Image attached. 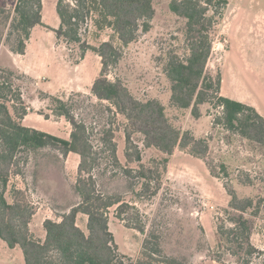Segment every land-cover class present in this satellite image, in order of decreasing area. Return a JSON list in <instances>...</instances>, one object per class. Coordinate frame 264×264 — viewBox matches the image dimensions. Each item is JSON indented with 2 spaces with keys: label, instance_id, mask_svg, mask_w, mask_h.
<instances>
[{
  "label": "trees",
  "instance_id": "trees-1",
  "mask_svg": "<svg viewBox=\"0 0 264 264\" xmlns=\"http://www.w3.org/2000/svg\"><path fill=\"white\" fill-rule=\"evenodd\" d=\"M228 4V0H171V11L186 19L189 48L185 58L177 53L169 55L166 73L172 82L171 100L180 108H191L194 118L199 119L201 105L217 99L222 107L217 122L264 146V116L252 105L222 96L221 71L214 76L206 69L214 49L212 32ZM42 9V0H17L13 11L0 7V28L3 26L0 31V239L10 248L19 246L25 264H185L165 253L159 232L147 233V217L134 204L121 195L99 188L101 178L123 174L144 180L141 195L155 184L156 189L151 192L154 196L159 192L163 169L167 168L177 147L204 160L211 174L217 176L218 167L208 161L210 145L206 138L175 127L167 116L165 105L158 99L142 101L120 78L114 81L108 78L110 68L116 67L123 56V47L134 42L141 31H149L155 15L153 0H57L60 26L54 31L58 40L69 45L78 44L82 50L80 57L93 51L101 57L102 63L89 95L96 97L98 104L89 103L91 98L79 91L67 98L39 93L40 98L49 100L54 115L66 118L71 124L69 139L23 124L28 113L24 88L31 80L14 64L10 53L25 54L32 28L42 24ZM94 13L99 17L96 25L111 27L121 47L111 40L93 46L84 39L86 25ZM11 36L12 47L6 43ZM105 101L110 105H105ZM85 102L95 109L92 113L94 124L89 125L74 113L76 105ZM117 114L127 120L125 156L128 162L139 164L138 170L125 167L119 159L115 134ZM136 133L143 136L146 147L158 149L165 157L144 164L140 146L134 140ZM42 150L59 153L64 162L71 152L80 157L72 187L79 201L61 215V220L44 221V240L35 239L31 234L30 224L36 206L29 191L10 186L12 177H26L30 158ZM218 166L227 173L224 163ZM228 193L231 200L226 217H220L217 223L219 245L223 250L220 254L227 253L239 260L225 264H253L254 259L263 258V253L251 242L253 223L247 212L253 200L240 198L233 189L228 188ZM114 207L116 217L126 227L145 235L137 259L118 250L110 230L109 210ZM80 213L88 217L87 232L78 224ZM259 264H264V258Z\"/></svg>",
  "mask_w": 264,
  "mask_h": 264
},
{
  "label": "rangeland",
  "instance_id": "rangeland-1",
  "mask_svg": "<svg viewBox=\"0 0 264 264\" xmlns=\"http://www.w3.org/2000/svg\"><path fill=\"white\" fill-rule=\"evenodd\" d=\"M228 1L231 7L230 16L243 17L246 24H252L255 37L263 35L264 0ZM170 2L171 0H153L155 15L149 31H141L134 42L123 47V56L116 67L110 68L108 78L113 81L120 78L132 94L142 101L158 99L165 105L167 116L175 127L181 131H190L198 138H206L210 145L208 161L218 167L217 176L211 174L204 160L177 147L169 158L167 168L163 169L160 189L154 196L151 192L156 189L155 184L151 185L153 187L150 191L145 190L141 195L144 180L123 174L114 178H101L99 188L110 194L121 195L124 200L134 204L147 217V233L159 232L165 253L181 259L185 264H225L239 261L237 257L227 253L220 254L223 250L217 235L218 219L226 217V209L231 200L228 188L233 189L240 198L253 200L254 204L247 212L253 223L251 242L263 253L261 257L264 258V146L219 124L217 119L222 115V107L218 105L217 99L201 105L200 120L194 118L191 108L184 109L173 104L172 82L166 73L169 55L177 53L185 58L189 54V48L186 19L171 11ZM1 3L0 0V7L13 11L17 0H4L5 4ZM226 9L212 32L214 49L206 69L214 76L220 70L222 54L232 44L228 38L231 23L224 21ZM96 19L99 17L94 13L86 25L84 39L93 46L111 40L121 47V41L115 31L108 26L99 28ZM0 31H3V26ZM6 43L12 47V36L10 42ZM63 43L67 52L60 47L58 57L67 54L72 63L77 61L82 53L80 46ZM58 61L62 67L60 57ZM87 61L91 67H98L99 60L93 51ZM60 72L63 73L62 70ZM43 74L47 79L39 80V87L47 90L52 82L56 86L54 91L59 90L55 76L52 73ZM63 75L65 78V73ZM74 92L76 91L71 92L68 97ZM83 93L91 98L89 103H100L96 97ZM104 103L110 105L108 101ZM49 104L48 100L44 107L39 108L45 116L53 114ZM94 111L88 102L78 104L74 109V113L89 125L94 124ZM115 117L119 159L125 167L138 170L139 164L128 162L125 156L127 120L120 114ZM63 119L54 116L52 125L56 128L53 131L68 137L72 126L67 124L66 118ZM198 120L199 123L196 122ZM134 140L140 146L144 164L149 165L154 159L162 160L165 157L158 149L146 147L141 134L136 133ZM59 155L52 150L37 152L30 158L26 177L14 176L10 181L11 188L27 189L31 201L36 206V215L31 226V234L35 239H42V222L46 219L61 220V215L79 201L72 189L77 170L72 167L71 161L67 167ZM221 163L226 165L227 173L218 166ZM10 197L9 193L8 198ZM109 217L110 230L119 252L137 259L145 235L126 227L116 217L115 207L109 210ZM78 224L87 232V221L85 223L82 213L78 215ZM263 258L254 259L253 264H259ZM0 264H25L21 248H10L0 239Z\"/></svg>",
  "mask_w": 264,
  "mask_h": 264
},
{
  "label": "crops",
  "instance_id": "crops-1",
  "mask_svg": "<svg viewBox=\"0 0 264 264\" xmlns=\"http://www.w3.org/2000/svg\"><path fill=\"white\" fill-rule=\"evenodd\" d=\"M1 1L5 4L4 0ZM42 2V24L32 28L25 54L10 53L14 64L31 80L27 88H24V98L28 106V113L23 119V124L27 127L69 139L72 129H69L68 137L61 136L53 131L56 127H53L52 119L56 115L51 114L49 118H46L45 114L39 111V108L44 107L45 102H47V100L40 98L39 93L42 91L51 95H59L63 98L68 97L73 91L91 94L93 83L101 72V57L95 53L99 61L98 67L94 68L87 61L92 51H87L84 56L79 57L73 63L67 54H61L59 57L62 61V67H60L61 63L58 61L59 48L62 47L65 51L67 48L61 40H58L54 31L60 26V18L56 11L57 0H42ZM230 8V4H228L224 21L231 23L228 38L232 44L222 54L220 93L222 96L254 106L264 116V33L255 37L252 24H246L243 17L230 16ZM65 68L66 70H64ZM43 73H52L55 76L59 90L54 91L56 86L52 82L49 83L47 90H42L39 87L38 81L47 79ZM29 88L30 92L28 93ZM56 117L64 120L63 117ZM199 120L196 122L199 123ZM67 124L71 126L68 121ZM70 161L72 167L77 170L80 161L79 155L72 152L69 153L65 159L67 167ZM84 218L86 223L88 220L87 215L84 214ZM43 224L44 222H42ZM31 226L32 222L30 229H32ZM45 236L46 230L44 228V233L40 240H44ZM1 247L5 249L4 245Z\"/></svg>",
  "mask_w": 264,
  "mask_h": 264
}]
</instances>
